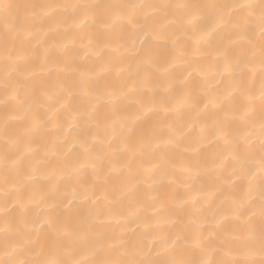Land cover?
I'll use <instances>...</instances> for the list:
<instances>
[{
  "label": "bare ground",
  "instance_id": "1",
  "mask_svg": "<svg viewBox=\"0 0 264 264\" xmlns=\"http://www.w3.org/2000/svg\"><path fill=\"white\" fill-rule=\"evenodd\" d=\"M4 3L0 258L261 264L260 0Z\"/></svg>",
  "mask_w": 264,
  "mask_h": 264
},
{
  "label": "snow or ice",
  "instance_id": "2",
  "mask_svg": "<svg viewBox=\"0 0 264 264\" xmlns=\"http://www.w3.org/2000/svg\"><path fill=\"white\" fill-rule=\"evenodd\" d=\"M16 5L10 4V3H4V0H0V8L7 11L8 9L14 8ZM51 8L53 11L61 7L60 5H49L47 6ZM87 7L91 8L93 5H87ZM187 7H190L192 9H199V5H189ZM233 7L238 8H246L249 10V12H253L256 9L259 10V18H260V29L262 33V37H264V0H260V3L258 5L254 4H237ZM48 13H45L47 15ZM13 27L11 25L6 24L4 26V38L5 40L8 39L9 34L13 31ZM262 49V57H264V43L261 45ZM262 130H264V122H262ZM262 152H264V143L261 145ZM245 219L241 221V224L239 225V231L244 232L246 231L245 225L248 224L249 221H252L254 218L259 217V219L264 222V177L261 178V192H260V203L259 205H250L245 213H244ZM239 219V217H237ZM65 237H70L71 233H65ZM181 238L178 236L176 240L172 241L171 244L173 247L178 246L181 243ZM54 244L60 245L62 243L61 236L57 235L56 239L53 241ZM200 246L204 247L205 249L208 247H211V245L207 242V238L205 240L200 241ZM18 245H16L13 241H6L3 246V258H0V264H94L92 261H74L69 262L65 260H45V259H35L31 261H13L8 259L7 257L10 255L11 252H14ZM259 248L260 253L262 256H264V226L260 229V240H259ZM216 248H213V251H215ZM99 264H154L151 260H144V261H137V260H103L100 261ZM164 264H190L188 261L178 260V259H171ZM196 264H213V262L207 261V260H201L196 262ZM214 264H232L230 261H216ZM261 264H264V261L261 262Z\"/></svg>",
  "mask_w": 264,
  "mask_h": 264
}]
</instances>
